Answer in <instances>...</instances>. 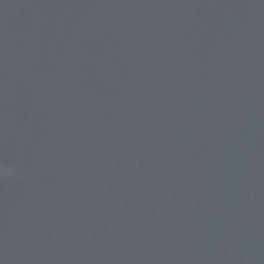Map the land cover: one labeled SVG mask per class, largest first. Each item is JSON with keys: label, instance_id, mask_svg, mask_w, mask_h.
<instances>
[{"label": "water", "instance_id": "95a60500", "mask_svg": "<svg viewBox=\"0 0 264 264\" xmlns=\"http://www.w3.org/2000/svg\"><path fill=\"white\" fill-rule=\"evenodd\" d=\"M0 264H264V0H0Z\"/></svg>", "mask_w": 264, "mask_h": 264}, {"label": "clouds", "instance_id": "9594fccd", "mask_svg": "<svg viewBox=\"0 0 264 264\" xmlns=\"http://www.w3.org/2000/svg\"><path fill=\"white\" fill-rule=\"evenodd\" d=\"M0 174H3V170L2 169H0Z\"/></svg>", "mask_w": 264, "mask_h": 264}]
</instances>
